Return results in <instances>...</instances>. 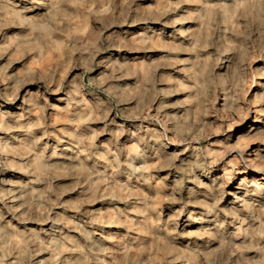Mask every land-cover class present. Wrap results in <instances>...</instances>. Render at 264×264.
<instances>
[{
    "label": "rangeland",
    "instance_id": "rangeland-1",
    "mask_svg": "<svg viewBox=\"0 0 264 264\" xmlns=\"http://www.w3.org/2000/svg\"><path fill=\"white\" fill-rule=\"evenodd\" d=\"M0 139V264H264V0H0Z\"/></svg>",
    "mask_w": 264,
    "mask_h": 264
},
{
    "label": "bare ground",
    "instance_id": "bare-ground-1",
    "mask_svg": "<svg viewBox=\"0 0 264 264\" xmlns=\"http://www.w3.org/2000/svg\"><path fill=\"white\" fill-rule=\"evenodd\" d=\"M9 134V133H8ZM7 134V135H8ZM4 135V134H3ZM18 139V138H17ZM6 145L5 144H3L2 143V139H0V155H2V153H4L5 152V150H6Z\"/></svg>",
    "mask_w": 264,
    "mask_h": 264
}]
</instances>
